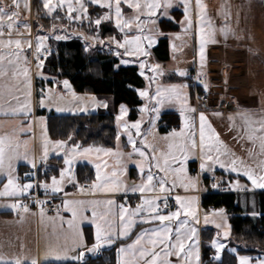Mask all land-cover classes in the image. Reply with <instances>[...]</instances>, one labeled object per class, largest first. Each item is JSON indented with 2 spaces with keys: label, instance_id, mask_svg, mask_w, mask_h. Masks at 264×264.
Listing matches in <instances>:
<instances>
[{
  "label": "crops",
  "instance_id": "crops-1",
  "mask_svg": "<svg viewBox=\"0 0 264 264\" xmlns=\"http://www.w3.org/2000/svg\"><path fill=\"white\" fill-rule=\"evenodd\" d=\"M3 1L7 2V0H0V8H3L6 13H11L12 7L10 9L8 7H4L3 5L5 4L3 3ZM28 1L30 5V12L31 14H33L32 0ZM88 2H90V0ZM132 2L134 4L139 2L141 7L139 9L129 8L127 6V3L123 2V0L121 3L123 21H126L124 17H129L131 15H135L136 17H138V27L140 28H133L131 29V32L129 31L130 28L123 27V30L121 31V29L117 27V24L115 22V6H113V8L109 10L106 7L101 8L99 4H93L103 9L104 15H108V20L104 21L103 23L108 24L111 28H113L114 31V34H112V36L102 37L99 34H97L96 36L99 35L102 43L107 47H110V51L113 52L114 57L119 60V64L122 60L133 62L136 65H138L137 63H141L142 60L151 62L152 60H149L150 51H152L156 42L160 38L164 37L168 41L169 60H171L174 55L183 57V63L185 64L183 68L177 66V64H173L171 68L163 65L164 70H166L169 74L167 83L165 85L160 83L158 74L156 73V67L152 70H149L146 67V72L151 77H156L154 78V93L158 88L161 90H167L172 86H177L174 92L163 91L162 95L156 97V102L159 101V103H157L161 107V112H159L158 118H160L161 114L165 112H174L179 116L180 124L177 129L181 130L185 142L189 143L188 145H192L193 141L195 142V148L190 150L189 153L185 152L188 156V166L189 163L195 162L192 159L196 158L197 160H200V113L204 114L205 120L208 118L212 122L216 118L223 119L226 123V128L229 129L230 137L236 141L241 137L239 127H241V122L244 120L243 117L247 116L251 118V120L253 121L250 124L251 126L254 125L256 117L264 118V0H201L203 9L201 11V23L199 25L197 24L198 9L196 7V0H190L189 13L191 23L193 25L192 28L185 32H181L180 26H178V23H180V21L177 20V31L167 33L162 32L160 29L159 24L162 20L159 21L158 28H155V22L161 14H170L175 7L183 10L184 7L181 3V0H170L171 7L169 8L163 7L164 0H158L161 6L155 9V14L152 16H148L145 14L147 12V9L144 7L146 0H132ZM112 3L113 5H115V0H112ZM41 10L42 9H40L39 11L41 12ZM172 12L175 13L177 11ZM149 20H152V24H154L152 27H149ZM28 25L29 27L27 28V34L9 35L7 23L5 22L3 30H6L7 33L4 34L3 37H0V39L4 41V43L0 44L1 56L4 58L2 61H0V67L8 69V74L6 76H0V136H8L16 140V138H18L17 136L22 138L24 135H27V137L25 138L28 139V150L30 148V144L32 143L35 150H37L36 137L38 118H46V115L42 114L41 111L48 112V110L43 108L37 109V105L36 103H34L37 90L36 81H38L39 83L41 82V84L43 85V83H46L47 77L42 73V67H40V73L38 74V76H31L32 83L30 87V98L32 102L30 103V109L28 110V120L30 121V125L32 124V130L24 132L22 127L24 126V124H26V121L23 120L26 115L15 112V104L17 102L15 79H13L12 77V69L15 66V60L11 52L9 55V51L12 50V47L7 44L8 39L12 38L29 39L31 45L32 43L37 42L39 39H36L35 31L33 29V23L30 24L28 22ZM222 28L224 29V31H221ZM12 29L20 31L21 27H17L16 25L13 26ZM189 35L192 38V60H190V57L186 59V57L184 56V50L187 47L184 38ZM137 36H148L151 37L154 41V43H152V45L149 47L148 41L142 40L143 47L146 48L148 55H126L125 48H128L129 45H125L124 47L117 46L116 41L124 44L125 40H133ZM169 37L173 38V40H169ZM172 47L181 48L183 51H181L180 49H173ZM201 48H203V52H201ZM29 51L31 50H27L25 52L24 58L26 53ZM9 59L13 60V65H10L8 63ZM193 71L198 76L204 79L202 88L210 94L212 104H215L220 99H225L229 103L231 111H202L199 109L198 99L196 98L194 91L188 87V77ZM181 72L184 73V75H180L179 73ZM179 80H185V87H182L180 89V83L176 84ZM63 82L64 81L54 80L52 87L55 85L58 86L60 84H63L64 86ZM167 108L169 110H163ZM187 109H195V111H188ZM182 110H184L183 118L181 116ZM14 112L15 114H13ZM87 113L91 112L81 114ZM217 113H219V115H217ZM229 117H232V119L230 120ZM208 134L209 133L205 130V136H207ZM29 138H31V141ZM227 141L229 142V139ZM22 150L23 148L19 149L20 152H24ZM7 151L8 149L6 148V152ZM135 158L139 159L140 156L137 155L135 156ZM22 161L23 160H17L14 162L16 171L12 173L13 177H17L18 175L20 176L21 172L29 168V166H26L25 162ZM78 166L89 167L91 176L90 178L88 177V179L91 180L89 182H83L89 184L88 191L83 190V183H81L76 176ZM49 168L51 171H53V173L51 172L50 176H55L57 180H60L58 167L52 165L49 166ZM131 170L133 171V169ZM217 171L221 175H225L224 170ZM194 173L196 174L198 181L197 191L183 192L182 196L195 195L197 197L200 208L199 211L201 213L203 211L205 213L213 212V209L201 208V196L202 194L206 193L208 189L211 190V187H209L206 183L205 187L202 188V185L200 183L202 172H197L196 162ZM93 174L96 176L92 167L87 165L86 163H80L76 165L73 168L74 176H72L71 181L65 178L60 181V187L62 190L56 193H53L51 191L52 180L50 181V178H47V185L49 186L50 192L53 195L60 197V199L58 200L59 212L57 214H46L42 212L36 213L31 210L25 211V209L20 208L19 204L16 202V199L23 196L29 189H27L23 193H21L18 189L14 190L12 187L5 189V185L8 183V177L6 174L0 175V193H2L0 194V261L11 262L20 259L22 262H24V264H27V262L32 258H36L38 260V264H83L86 256H82L79 260H42V254L49 246V244H51L53 241L51 239V236H53L52 233L55 229L54 227L59 223L60 228L58 227V229L61 230L60 233L62 234V236L59 238L62 244L59 245L61 247L66 246L71 249L74 246V241L76 242V251H69V256H78L81 252H83L84 255L91 247V245H94L96 243V229L92 223L93 217L91 211V208L93 206L86 203L84 207L88 210L84 213V216L87 217V219L78 221L79 232L82 233L83 236V245L81 246L79 244V239L74 235L73 231L68 229L66 223L67 220L72 218L71 212L65 210L64 201L66 200H82L87 202L92 200L114 199L116 200L115 205L117 210H120L121 205H123L122 198L127 196L130 197V208L124 205L123 207L127 210H135L137 208L134 205L135 200H139L142 203V198L148 197L150 195L160 196L162 200L163 197L167 196V200H171L176 208L177 204L173 198L177 195V193H180L178 191L167 193L155 192L152 194L143 193L128 195V193L117 194L105 192L104 190L102 191L100 189L93 190L92 182L96 178H92ZM262 175H264V173ZM227 176L229 177V180L235 178L234 175H231V172H228ZM75 179L77 180L78 185L74 184ZM17 185L22 186L23 184L17 183ZM241 192V195L251 194L248 190H244ZM260 192H264V188L261 189ZM178 196H181V194H179ZM13 204L17 205L15 209L10 207V205ZM108 207H111V212L113 211V208H115L114 205H99L96 206V209L98 213H103L107 210ZM244 209L247 210V207H245ZM256 209L257 208L255 206V211ZM119 210L117 211V215H120ZM126 215H129V218L133 219L135 222L131 227L128 235L120 237L119 230L123 226L120 223L119 216L115 227L116 237H114L113 243L115 244L117 241H123L127 239L136 228L137 231L131 241L117 245L115 250V255L117 256L115 264H118V261L121 262L120 253L118 254V249H120L121 247H124L126 249L127 245L132 244L136 240L137 235H139L143 230L149 228V226L153 224L152 221L143 223V220L148 219L143 214L137 217H131L130 213L126 212ZM255 215H257V213H255ZM207 219L211 224L216 221L217 217H215L214 215L207 217ZM226 219L228 222V216ZM97 222H99V220H97ZM207 229L214 232L212 228L201 227L199 242L200 251L202 244V232ZM230 233L231 231L229 222L226 230V235L223 238H221L218 233H214L209 245L213 249L215 254L216 249L212 247L213 240L223 246L221 248L219 256L223 251H227L231 254L236 255V251H233L235 249L227 247L226 245V240L230 237ZM42 236H45V239L46 236L48 238L46 239L45 248L42 247ZM102 243H104L103 240H101L100 244ZM97 250L100 249H96V251ZM125 254H127V252H125ZM92 257L95 258V255L93 254ZM237 257H239V255H237ZM260 257L254 258L253 263L259 264ZM255 260H259V262L256 263Z\"/></svg>",
  "mask_w": 264,
  "mask_h": 264
},
{
  "label": "rangeland",
  "instance_id": "rangeland-1",
  "mask_svg": "<svg viewBox=\"0 0 264 264\" xmlns=\"http://www.w3.org/2000/svg\"><path fill=\"white\" fill-rule=\"evenodd\" d=\"M42 3V8L40 7L41 12L38 10V12H33L31 14L30 12V5L28 0H17L18 7L13 4V0H7V2L3 1L5 5L4 7H8L9 9L12 7V12L17 13L15 19L13 20V26H16L17 24L21 27L20 31L11 30L10 34H27L28 29H25L23 27L24 24H32L35 20V18L39 16H51L53 13L57 11V9H61L62 11H66L64 19H59V21L56 23L54 28L43 30V23L37 22L38 25H40L41 28L35 29L33 26V29L35 31L36 39L38 37H44L45 39H39L37 42L32 43L29 41V39H20V38H12L13 41L19 39L21 40V45L17 47L15 43L12 45H9L12 47V50L9 51L15 60V66H18L20 69H27L28 76L27 79L30 81V87L32 83L33 75L38 76L40 73V67H43V64L45 62V58L42 61L37 60V55L41 53L43 50H47L49 53L51 52V48L47 44V39H56V40H67L75 37H79V39L83 42V44L86 47L87 51H92L94 48H103L108 51H110V47H107L105 44L102 43V40L99 38L100 36L91 35L90 32L87 30H80L77 25L82 23L84 20H87V9H86V3L89 0H80L81 3L85 5V9H81L80 5L76 3V0H63V3H61V0H51L50 7L52 8V11L49 12L48 9L44 7V0H40ZM25 4L28 5L27 8H25ZM2 6V7H3ZM72 7L74 10L70 13L69 7ZM172 11H177L173 13ZM171 11L170 14L164 13L161 14L160 17L157 18L155 22V28H158L159 21L165 19L172 21L180 26V31L185 32L192 28V23L189 24L190 13L188 18L186 19L184 9H180L178 7H175ZM41 13V14H40ZM108 15H102V17H105ZM79 17V18H77ZM126 21H131V24L127 26V28H130L129 31L131 32L133 28H140L138 27V19L135 15H131L129 17H124ZM115 17V22H116ZM108 19H101V23L104 21H107ZM154 20V19H153ZM178 20V21H177ZM150 24L149 27L153 26L152 20H149ZM95 31L96 34L98 33V25L95 23ZM8 29V27H7ZM43 32H41V30ZM41 34L40 36L37 35V32ZM9 31V29H8ZM57 37H61L60 39H57ZM185 44H187V47L184 50V56L187 58L190 57V60H192V38L191 36H186ZM169 40H173V38L169 37ZM158 42V41H157ZM157 42L155 46L157 45ZM39 45V51H37V46ZM154 46V47H155ZM32 47V48H31ZM176 50H181V48L172 47ZM27 50H31L36 55V61L33 64L27 63L24 58V54ZM113 53V52H112ZM1 56V51H0ZM18 57V59H17ZM152 60L151 62H146L145 60H142V62L145 64L144 69H141L140 63H137L136 65L133 62L128 63H120V66H136L139 69V74L144 80L145 86L142 89L137 90V94L139 96V99L141 101V105L137 108V118L136 120H130V109L124 105L120 104L116 108L114 107L113 99L111 96H95L91 94H82V93H76L73 91V89L70 88L66 89L63 84L55 85L53 87H50L49 85H42L41 83H38L37 90H36V98L34 103L37 105V109H47L48 112H54L55 114H81L86 112H97L99 110L104 111H114V126L116 128V139L114 146L112 148H105L101 146H79L76 143L73 142V138H71L69 141H61L63 142L60 147H57L56 142L59 140H53L49 137L47 132V119L44 117L38 118L37 123V150H35L33 143L30 144V148L28 150V147L23 148L22 151H27L28 156L30 159H35L36 162L42 163L45 167L49 166H57L59 169V175L60 170L68 167L64 164V159L67 154L75 153L71 167V172L67 174L64 178L68 179V175H73V168L80 164V163H86L87 165L91 166L93 171L96 174V178L93 180L92 185L94 183H100L97 181V167L96 165H99V171L100 174L107 175L112 180H118L124 187L119 192H109V193H117V194H123L128 193V195H135V194H141L140 192L133 193L127 186L130 184H142L146 181L147 175L149 173V166L150 164H155L156 161L152 160L151 158L155 156L161 164H163V157L168 155L170 152L181 159L183 158V154L180 152L179 148L177 146H183L184 153H189L190 150L193 149L191 145H188L189 143L185 142V139L183 138V134L181 130H171L167 133H160L157 128V121L159 112H161V107L156 102V99H150L149 97H141L139 95L140 91H147L150 96H155L156 92L154 93V82L156 78L151 77L146 71L147 68L149 70H152L153 68H157V74L159 77L160 83L165 85L167 83L168 79V72L164 70L163 65L167 66L168 68H171L173 64H177V66L183 68L185 64L183 63V57L174 55V57L171 60H167L165 62H160L155 59L153 55V49L149 53V60ZM39 65V67H38ZM158 66V67H157ZM23 67V68H22ZM147 67V68H146ZM143 73V74H142ZM178 74V73H177ZM25 77L23 75L19 76L15 79V91H16V104H15V112L16 113H22L25 114L26 117L23 119L26 121V124L22 127L24 132H27L28 130H32V124L30 125V121L28 120V110L30 109V103L32 102L30 98V87L25 88L23 85ZM48 80V78H47ZM185 80H179L176 84L180 85V89L182 87H185L184 84ZM153 90V91H152ZM43 101V104L41 103ZM212 102V101H211ZM27 105V108L25 109L23 106ZM121 105L124 106V112H121ZM58 109H60L58 111ZM163 110H169L163 109ZM39 117V116H38ZM117 117H120L118 120ZM262 119L261 117H256L255 123L253 126L250 124H246L243 120L241 122V127L239 132H241V137L236 141L233 140V138L230 137L229 129L226 128V123L223 119L216 118L213 122L210 119H206V132L209 134L205 136V146H204V153L205 159L201 160V150H200V160L192 159L197 164V172H202V177L200 179V183L202 185V188L205 187L204 179L209 178L212 176H215L216 184L211 187L212 191L216 192H231L234 194H237V202L240 207H247V210L249 212V215H253V213H256L255 211V192H260L261 189L256 185L252 183L251 180L248 179L247 176L243 174L244 169L251 170L255 176L259 177L264 173V165H262V162H264V152L261 151L260 147V140L257 138L260 133L254 132V129L259 128V124L256 123ZM139 122V130L132 127L133 124ZM29 125V126H28ZM127 125V126H126ZM139 132V134H138ZM173 132L177 133V135H171ZM129 136L132 137V139L136 142L137 148H139L141 151H144L146 153L145 157L135 158L137 154L133 153V146L129 143ZM232 136V135H231ZM252 137L251 139L249 137ZM16 140L20 141L21 144H23L24 141H28L25 137L27 135H24L22 138L17 136ZM211 137V138H209ZM21 138V139H20ZM31 141V138H29ZM229 139V142L227 141ZM170 145L172 146L170 148ZM78 146V147H77ZM47 148L48 151V159L47 161L42 159L44 149ZM188 147V148H187ZM84 149H91V151L85 153ZM96 149H104V150H111L109 151H100L97 152ZM209 149H211L209 151ZM219 149V151H217ZM226 150V151H225ZM133 153V158L129 159V154ZM212 156L213 159L209 160L206 157ZM219 157V162L214 163L213 161L216 160V158ZM235 160L236 163L233 165L232 161ZM24 161V160H23ZM22 161V162H23ZM137 161H142V167L144 169L143 174H141L139 168H137ZM25 162V161H24ZM188 162L186 161L185 167H186V175L184 173H180V179H176L177 174L169 172L167 174V185H166V191L167 192H175L178 191L180 193H177L176 196L181 194L180 197L185 198L187 200H191L190 204V210L195 214L197 220H193L191 216H185L183 214V210H180V206L176 202V208L172 212H176L177 210L181 211V214L173 219L172 221H165L164 223L166 225L171 226L173 229L179 226L180 222L184 221L185 219L188 220L189 226L194 227L197 229V237L200 242V229L202 228H212L214 230V233H218L221 238H223L226 235V230L228 226L227 222V214L223 209H213V212H207L204 211L201 213L199 211V203L197 200V197L195 195H183V192H189V191H197L198 189V181L195 173H191L189 170ZM203 163L205 165L204 169L202 170L200 165ZM26 166L32 167L30 164L26 163ZM223 165V166H221ZM172 168H177L179 165L178 163H172ZM233 167L237 168L238 171H233ZM133 169V171L131 170ZM217 170H224L225 175H221L218 173ZM230 170V171H229ZM116 172L118 175L113 177L112 173ZM231 172V175L235 176L234 179L229 180V177L227 176V173ZM151 173L154 176L158 177H164L166 174L165 172L160 171V169L156 167H151ZM143 176V179H142ZM52 177L50 176V181L52 180ZM15 178L16 184L18 183L17 180L19 179V175ZM176 180V183L173 185L172 181ZM181 181H183V184L189 185L187 188L182 186ZM91 183V182H90ZM158 181L154 180L153 184H157ZM74 184L78 185L77 180H74ZM170 189V191H168ZM103 191V189H100ZM248 190L250 191L249 195L246 194H240L241 191ZM106 192V191H105ZM155 192H159V188L157 187ZM155 192H146L148 194H152ZM245 193V192H244ZM175 196V197H176ZM155 196H148L145 198H153ZM175 197L173 198L175 201ZM114 200V199H112ZM159 199L156 201L160 206L163 205V200ZM115 204H116V200ZM114 204L113 211L110 214V219L113 220L114 227H116L117 219L120 215H117V208ZM130 208V204L126 206ZM145 208H147V205H144ZM257 208V207H256ZM112 210V209H111ZM120 211V210H119ZM143 215L147 217L150 220L152 213L144 212ZM217 217L216 221L213 223H205V217L214 216ZM153 222L152 225L149 226V228H146L148 230L159 228L161 227V224L158 220H150ZM220 225V227H217V225ZM57 227V228H56ZM60 223L55 225V229L53 230V233L51 236V239L53 240L51 244H62L59 240V238L62 236L60 233ZM144 231V230H143ZM60 233V234H59ZM59 234V235H58ZM173 238L175 236V232L172 233ZM156 237H153L155 239ZM46 239L47 236H46ZM46 239L45 236H42V247L45 248L46 246ZM187 243L191 244V241H188ZM227 247H229L230 244H226ZM93 245H91L92 247ZM144 246V247H151L147 244V237H145L144 241H142V245H137V247ZM90 247V248H91ZM232 248V247H230ZM98 249V248H96ZM116 250V248H115ZM160 249L158 248L157 251ZM199 262L195 260L193 257V264H201V251H200V244H199ZM214 259H216L215 252L212 254ZM115 255V260H116ZM241 257H247V256H241L237 257V264H239V259ZM121 262L126 261L130 259L129 254H121L120 253ZM249 258L250 264L253 263L254 257H247ZM258 258V257H255ZM166 259L170 260L172 264H177V257L171 256L167 257ZM264 260V256L260 257V261ZM140 264H143L141 261Z\"/></svg>",
  "mask_w": 264,
  "mask_h": 264
},
{
  "label": "snow or ice",
  "instance_id": "snow-or-ice-1",
  "mask_svg": "<svg viewBox=\"0 0 264 264\" xmlns=\"http://www.w3.org/2000/svg\"><path fill=\"white\" fill-rule=\"evenodd\" d=\"M123 2L127 3V6L129 8H136L139 9L141 7L140 3H133L132 0H123ZM189 2L190 0H181V3L184 7V13L186 19L189 16ZM51 0H44V7L49 10V12L52 11V8L50 7ZM61 3H63V0H61ZM76 3L80 5L81 9H85V5L80 2V0H76ZM91 4H99L101 8H108L111 10L113 6H115V16H116V24L117 27L123 30V27H127L131 24V21H123L122 20V11H121V3L122 0H115V5H113L112 0H90ZM13 4L18 7L17 0H13ZM161 4L158 2V0H146L144 7L147 9V12L145 13L148 16H152L155 14V9L160 7ZM28 5L25 4V8H27ZM164 8L171 7L170 0H164L163 3ZM196 7L198 9L197 11V24L199 25L201 23V11L203 9V6L201 4V0H196ZM69 12L71 13L74 9L70 6ZM86 11V9H85ZM17 13L11 12L6 13L3 8H0V37H3V27L5 26V22L7 23V27L9 29V35L11 33V30L13 28V20L15 19ZM79 18V17H77ZM103 19H108L109 17L105 16L102 17ZM102 18H97L95 20V23L99 25L101 23ZM138 19V17H137ZM189 24H191V20L189 19ZM20 25L17 24V27ZM23 27L27 29L29 27L28 24H24ZM142 31V30H141ZM221 31H224L222 28ZM61 37H57V39H60ZM38 39H45L44 37H38ZM142 40L148 41V46L150 47L154 41L151 37L148 36H137L133 40H125L124 44H121L119 41H116L118 47H124L125 45H129L128 48H125V54L126 55H148V52L146 48L143 47ZM4 43L2 39H0V44ZM15 43L17 47L21 45V40L17 39L13 41L12 39H8L7 44L12 45ZM37 51H39V45L37 46ZM201 52H203V48H201ZM4 58L0 56V61H2ZM18 59V57H17ZM8 63L10 65H13V60L9 59ZM121 63H128V61L122 60ZM39 67V65H38ZM141 69H144L145 64L143 62L140 63ZM158 67V66H157ZM8 74V69L4 67H0V76H6ZM143 74V73H142ZM180 75H184V73H179ZM23 75L25 77L24 81L22 82L25 88L30 87V81L27 79L28 71L27 69H20L18 66H14L12 69V77L13 79L18 78L19 76ZM64 86L66 89L70 88L69 82L65 80ZM177 86H172L170 89L167 90H161L157 89L155 96H150V94L147 91H140L139 95L141 97H149L150 99H156L157 96H160L163 94V91H169L174 92ZM206 87V86H205ZM30 95V93H29ZM159 103V101H157ZM43 104V101L41 102ZM25 109L27 108V105L23 106ZM60 109H58L59 111ZM188 111H195V109H187ZM121 112H124V106L121 105ZM7 114V113H4ZM15 114V112L13 113ZM219 115V113H217ZM182 118L184 117V110L181 111ZM119 120L120 117H117ZM231 120L232 117H229ZM246 124H251L253 121L250 117H243ZM200 120V150H201V160L203 161L205 159L204 153V146H205V130H206V120L203 113H200L199 115ZM256 123L259 124V128L254 129V132H259L260 135L257 137L260 140V147L261 151L264 152V118L260 119ZM127 126V125H126ZM132 127L139 130V122L132 125ZM139 134V132H138ZM171 135H177V133L173 132ZM211 138V137H209ZM252 138L251 136L249 137ZM63 142L57 141L56 145L57 147H60ZM129 143L133 146V153L137 154L140 157H145L146 153L144 151H141L136 146V142L132 139L131 136H129ZM28 142L24 141L23 144H21L20 141L15 140L12 137L8 136H0V175L6 174L8 177V183L5 185V189L12 187L14 190L18 189L21 193L25 192L27 189H30L32 187L31 183L23 184L22 186L17 185L15 182V178L12 176V173L16 171V168L14 166V162L17 160H24L26 163L30 164L33 168L36 167V160L30 159L28 156L27 151L20 152L19 149L21 147L26 148ZM193 148H195V142H192L191 145ZM78 147V146H77ZM172 146L170 145V148ZM180 150V152L183 154V158L172 154L171 152L163 157V164L160 163V161L153 156L151 159L155 160L156 163L150 164L149 166V173L147 175L146 181L142 184H130L127 187L133 192H140L141 194L146 192H155L157 187L159 188L160 193H164L166 191V185L168 183L167 181V174L169 172L176 173V179H180L179 174L184 173L186 175V161L188 159V156L186 153H184L183 146H177ZM6 148L8 151L6 152ZM211 149H209L210 151ZM91 151V149H84V152L87 153ZM97 152L100 151H111V150H104V149H96ZM219 151V149H217ZM133 153L129 154V159L133 158ZM75 153L67 154L64 159V164L68 167L60 170V180H57V178L54 176L52 177V185H51V191L53 193L61 191L60 187V181L64 179V177L71 172V167L73 163L72 157H74ZM209 160H212V156L206 157ZM42 159L47 161L48 159V151L45 147L44 153L42 156ZM214 163L219 162V157L216 158V160L213 161ZM172 163H178L177 168H172ZM233 165H235L236 161H232ZM262 165H264V162H262ZM223 166V165H221ZM97 167V181L100 183H94L92 186L93 190L97 189H103L106 192H119L124 185H122L118 180H112L107 175H101L99 171V165H96ZM151 167H156L160 169V171L165 172L164 177H158L154 176L151 173ZM201 169L203 170L205 165L201 163L200 165ZM137 168H139L141 174H143L144 169L142 167V161H137ZM233 171H238L237 168L233 167ZM243 174L248 177L249 180L252 181V183L260 188H264V175H261L259 177L255 176L254 173L249 169H244ZM26 176L33 175V173H26ZM118 174L116 172L112 173V176L115 177ZM69 181H71L72 176L68 175ZM143 179V176H142ZM158 181L157 184H153V181ZM173 185L176 183V180L172 181ZM182 186L187 188L189 185L183 184V181H181ZM41 187L48 188L49 186L45 184H41ZM170 191V189H168ZM2 194V193H0ZM161 199L160 196H155L153 198H142V203L137 206L135 210H127L121 205L120 208V223L123 227L119 230V236L124 237L127 236L131 227L134 224V220L129 218V215H126L127 213H130L131 217H137L142 215L144 212L152 213L150 220H158L161 224V227L154 228L151 230L145 229L142 231L139 235H137L136 240L132 243L127 245V248L121 247L118 249L119 253H125L127 252L130 256V259L120 262L118 261V264H140L142 261L143 264H172V262L167 257L176 256L177 257V264H193V257L197 262H199L200 256H199V240L197 237V229L194 227L189 226V222L187 219L180 222L179 226L173 229L171 226L166 225L165 221H172L176 217H178L181 214L180 210H183V214L187 216H191L193 220H197L195 214L190 210V204L191 200H187L185 198H182L180 196H176V202L180 206V210H177L176 212H170L169 214H161L160 212V205L156 203L157 200ZM42 203V202H41ZM92 205L91 208L92 211V223L95 226L96 232H95V239L96 243L92 246V248H89L88 251L91 252L95 250L96 248L100 247V242L103 240L104 242L111 244L113 243L114 237H116V229L114 227L113 220L109 218L111 214V207H108L107 210L103 213H98L96 206L99 205H106V206H113L115 204V201L112 199L107 200H92V201H64V207L65 210L71 212L72 218L67 220V226L68 229L74 232V235L79 239V244L83 245V236L82 233L79 232L78 227V221L87 219V217L84 216V213L88 210L84 207L85 204ZM163 204L164 207H167V196L163 197ZM144 205H147V208L144 207ZM11 208L15 209L17 205L13 204L10 205ZM25 211L27 209L25 208ZM59 212V209H57ZM255 215V213H253ZM99 220V222H97ZM149 219H145L142 222L148 223L150 222ZM198 222V220H197ZM205 223H208L207 217H205ZM217 227H220L218 224ZM173 231L175 232V236L173 238ZM145 237H147V244L151 247H144L140 246L137 247V245H142V241H144ZM153 237H156L153 239ZM188 241H191L192 243H187ZM212 247L216 249V259L219 260L220 256L219 253L221 251L222 245L218 244L215 240L212 241ZM160 249L157 251V249ZM69 251H76V242L74 241V246L69 249L68 247L64 246L61 247L58 243L49 245L44 253L42 254V260H55V261H62L66 259H75L79 260L83 256V252H81L78 256H69ZM235 251V250H233ZM0 264H24L20 259H17L15 261L11 262H4L0 261ZM27 264H38V260L36 258H32L30 261L27 262ZM239 264H250L249 258L247 257H241L239 259ZM259 264H264V260H261Z\"/></svg>",
  "mask_w": 264,
  "mask_h": 264
},
{
  "label": "trees",
  "instance_id": "trees-1",
  "mask_svg": "<svg viewBox=\"0 0 264 264\" xmlns=\"http://www.w3.org/2000/svg\"><path fill=\"white\" fill-rule=\"evenodd\" d=\"M40 7V0H32L33 12H38ZM86 9L87 20L76 27L83 31L87 30L95 36L99 34L105 37L114 34L113 28L103 22L98 25L96 34L95 20L101 18L104 10L90 2L86 3ZM65 14L66 11L57 9L51 16L35 18L33 26L37 30L41 28L37 22H41L43 30L52 29L59 19H64ZM159 25L162 32L177 31V25L172 21L162 20ZM40 30L37 32L39 36L41 35ZM41 32L43 31L41 30ZM47 44L51 48V52H48L42 67V73L48 78L46 85L52 87L54 80H67L76 93L98 97L111 96L115 108L120 104L126 105L130 109L129 119L136 120L137 108L141 105L137 90L144 87V80L136 66H120L119 60L114 57L113 53L103 48L87 51L79 37L67 40L47 39ZM153 55L160 62L169 59L168 41L165 37L158 40L157 45L153 48ZM38 83L36 81L37 86ZM41 112L46 115L47 132L53 140L69 141L73 138V142L79 146L105 148L114 146L116 139L114 111L99 110L75 115H59L52 111ZM179 124V116L176 113L165 112L161 114L157 128L160 133H167L177 129ZM189 170L192 173L195 172V162L189 163ZM51 172L53 173V171ZM76 176L81 183L89 182L91 180L88 179L91 176L89 167L78 166ZM204 183H207V179H204ZM237 198V194L231 192H213L209 189L202 194V209H223L228 215L231 233L226 243L236 251V255L223 251L219 260L208 261V256L214 253L209 245L214 232L207 229L202 232V264H237V255L254 258L264 256V192L255 193L257 215H249L248 210L238 205ZM136 231L137 228L127 239L117 241L111 248L97 250L102 255L95 256V258L86 257L83 264H115V248L121 243L131 241Z\"/></svg>",
  "mask_w": 264,
  "mask_h": 264
},
{
  "label": "built area",
  "instance_id": "built-area-1",
  "mask_svg": "<svg viewBox=\"0 0 264 264\" xmlns=\"http://www.w3.org/2000/svg\"><path fill=\"white\" fill-rule=\"evenodd\" d=\"M3 33L6 34L7 31L3 30ZM47 50H43L37 55V60L42 61L47 55ZM25 59L28 63L33 64L36 61V55L29 51L25 55ZM204 84V79L198 76L194 71L190 73L188 77V87L194 91L196 98L198 99L199 109L202 111L208 110H220V111H231L229 103L225 99L218 100L215 104H212L210 99V94L202 88ZM26 173H33V175L26 176ZM51 175V170L49 167H45L42 163L36 162V167H29L25 171L21 172L18 183L26 184L31 183L32 187L20 198L16 199V202L19 204L20 208L34 211L36 213H46V214H57L59 209L58 200L60 197L53 195L49 187L46 189L41 187V184H47ZM96 176L93 174L92 178ZM216 184L215 176L209 177L207 179V185L212 187ZM82 188L84 191L89 190V184L83 183ZM130 197H123L122 204L128 206L130 203ZM42 202V203H41ZM141 204V201L135 200L134 205L137 207ZM175 209V205L171 200H167V207H164V204L160 206L161 214H169ZM95 256H101L100 251L94 253ZM214 257L212 255L208 256V261H213ZM259 262V260H255Z\"/></svg>",
  "mask_w": 264,
  "mask_h": 264
},
{
  "label": "water",
  "instance_id": "water-1",
  "mask_svg": "<svg viewBox=\"0 0 264 264\" xmlns=\"http://www.w3.org/2000/svg\"><path fill=\"white\" fill-rule=\"evenodd\" d=\"M113 245H114V243L108 244V243L104 242V243L100 244V247H98V249H100V250H106V249H108V248H111ZM91 248H92V247H91ZM95 251H96V249L93 250V251H91V252L87 251V252L83 255V257H84V256H86V257H91V256L95 253Z\"/></svg>",
  "mask_w": 264,
  "mask_h": 264
}]
</instances>
